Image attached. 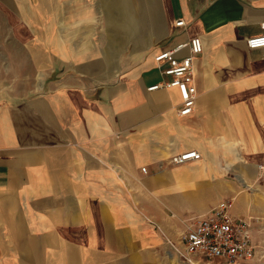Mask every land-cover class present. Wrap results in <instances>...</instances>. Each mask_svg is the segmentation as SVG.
<instances>
[{
	"label": "crops",
	"instance_id": "crops-1",
	"mask_svg": "<svg viewBox=\"0 0 264 264\" xmlns=\"http://www.w3.org/2000/svg\"><path fill=\"white\" fill-rule=\"evenodd\" d=\"M14 1L0 2V264H162L170 221L223 197L264 215V46L246 44L264 0ZM193 36L195 110L178 116L176 88H148L166 79L155 55Z\"/></svg>",
	"mask_w": 264,
	"mask_h": 264
},
{
	"label": "built area",
	"instance_id": "built-area-1",
	"mask_svg": "<svg viewBox=\"0 0 264 264\" xmlns=\"http://www.w3.org/2000/svg\"><path fill=\"white\" fill-rule=\"evenodd\" d=\"M184 21L178 20L177 27ZM260 34L246 39L250 48L264 46V23ZM187 53L178 56L179 48L161 50L154 57L155 65L166 79L148 88H176L181 97L177 107L178 116H186L195 110L197 90L194 83V60L203 51L201 38L191 37L187 42ZM199 152L187 151L172 158L171 162L183 164L200 159ZM146 172V168H142ZM173 238L165 236L167 244L180 260L187 264H239L254 258L255 246L251 239V226L247 219L233 212V200L218 202L205 213L180 220ZM157 226V225H156Z\"/></svg>",
	"mask_w": 264,
	"mask_h": 264
},
{
	"label": "rangeland",
	"instance_id": "rangeland-1",
	"mask_svg": "<svg viewBox=\"0 0 264 264\" xmlns=\"http://www.w3.org/2000/svg\"><path fill=\"white\" fill-rule=\"evenodd\" d=\"M0 2H2V0H0ZM14 2L17 4V0H15ZM2 3L6 6V4L4 2H2ZM19 10H20V8H19ZM5 11L6 10L1 9L0 10V16L4 15L6 17L7 12H5ZM20 13H21V11H20ZM226 199L233 200V212L236 215L237 214H239V215L244 214L243 210H241V209H243V207L237 206V202L235 203L234 198L223 197L218 202H221V201L226 200ZM191 217H194V215L190 216L189 218H191ZM243 218L247 219L248 222H250L251 239H252V242L255 246V254H254V258L252 260L246 261V262H239V264H264V215L258 216L257 218H250V219L248 217H245V216ZM176 227H179V228L182 227V223H180V222L176 223L175 221H170V224H168V227L166 229H164V230H166V232L164 231L166 234H164L163 232H161L162 229H160V227L158 225L156 226L158 231H160L161 234L163 233L164 238H165V236H167L169 238H173V235L175 233L174 229ZM165 244L167 245L168 248L166 250V253L163 254L162 264H187L178 258V256L174 252V250L169 246V244H167L166 238H165Z\"/></svg>",
	"mask_w": 264,
	"mask_h": 264
},
{
	"label": "bare ground",
	"instance_id": "bare-ground-1",
	"mask_svg": "<svg viewBox=\"0 0 264 264\" xmlns=\"http://www.w3.org/2000/svg\"><path fill=\"white\" fill-rule=\"evenodd\" d=\"M41 80V79H40ZM96 81V80H95Z\"/></svg>",
	"mask_w": 264,
	"mask_h": 264
}]
</instances>
